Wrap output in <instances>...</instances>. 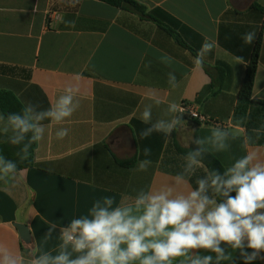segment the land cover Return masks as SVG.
Segmentation results:
<instances>
[{"label": "crops", "instance_id": "0c3cea01", "mask_svg": "<svg viewBox=\"0 0 264 264\" xmlns=\"http://www.w3.org/2000/svg\"><path fill=\"white\" fill-rule=\"evenodd\" d=\"M134 1L144 7L143 16L101 0H0V91L14 95L22 107L31 102L40 110L68 86L78 89L79 100V108L61 124L44 122L32 166L15 181L0 183V243L55 255L61 240L58 231L45 238L50 224L62 227L87 215L104 197L119 204L134 190L166 183L183 164L176 146L188 148L217 124L243 134L232 115L256 40L247 45L241 37L253 30L261 42L252 98L264 102V0ZM205 38L217 45L202 68L194 67L192 58ZM165 54L172 57L170 65L160 62ZM235 57H243V63ZM171 70L176 88L167 83ZM148 89L160 92L159 105L146 97ZM171 102L188 105L209 121L183 113L187 123L171 137L153 133L140 139L144 106L153 104L154 120L167 119ZM60 128L68 129L63 139L55 136ZM5 142L0 137V145ZM145 147L151 149L152 164L138 171ZM243 154L237 140L230 152L212 155L224 170ZM131 160L129 166L121 164ZM15 223L27 226L29 244L21 241ZM228 251L232 264H244L238 251Z\"/></svg>", "mask_w": 264, "mask_h": 264}, {"label": "clouds", "instance_id": "9594fccd", "mask_svg": "<svg viewBox=\"0 0 264 264\" xmlns=\"http://www.w3.org/2000/svg\"><path fill=\"white\" fill-rule=\"evenodd\" d=\"M241 38L251 45L256 32H246ZM216 45L214 39L205 38L192 58L194 67L202 68ZM235 60L243 63V57ZM160 62L170 65L172 57L165 54ZM167 83L171 88L178 86L174 70L167 73ZM77 92L66 87L44 110L28 102L20 112L0 113V137L18 146L15 155L20 162L27 161L33 144L43 140L45 121L61 124L79 108ZM145 95L156 105L162 102L157 89H148ZM152 108V103L146 104L140 115L146 125L138 133L140 139L153 133L171 137L177 126L187 123L184 110L175 102L167 107V119L154 120ZM67 135V128L55 132L58 139ZM262 136L264 124L243 134L217 124L208 135L192 140L180 170L166 183L134 190V196L125 195L119 204L104 197L87 215L62 227L50 224L44 236L51 239L59 232L57 254L41 251L37 255L32 247L20 252L0 243V264H232L228 249L238 251L244 264L264 259V145L256 143ZM237 140H241L243 155L233 158L222 172L211 168L197 174L207 156L230 152ZM143 156L138 171H147L152 164L150 148L143 149ZM21 171L17 161L0 153V183L15 181Z\"/></svg>", "mask_w": 264, "mask_h": 264}, {"label": "trees", "instance_id": "16d2710c", "mask_svg": "<svg viewBox=\"0 0 264 264\" xmlns=\"http://www.w3.org/2000/svg\"><path fill=\"white\" fill-rule=\"evenodd\" d=\"M114 6L116 8L133 12L138 15L144 14V7L134 0H101ZM261 42L260 34L256 38L249 60L245 65L244 75L242 77L240 87L237 93L236 104L233 109L232 122L235 126L244 128L245 131L250 133L252 128H258L264 124V102L261 100H256L252 98V87L254 83V77L256 73V67L258 62V53ZM21 104L18 100L9 92L0 91V110L2 113L7 114L9 112H20L22 110ZM241 118H244L241 124ZM259 145H264V136L261 137L259 141L256 142ZM35 144H33L30 150V156L27 161L20 162L19 158L15 155L18 151V146L11 145L10 143H3L0 145V153H2L6 158L17 161L19 169H25L33 164V152ZM193 147L191 143L188 148H181L176 146V151L182 157ZM134 162L124 161L121 162L124 166H129ZM203 165L207 169L216 168L221 172L223 171L221 165L214 158L213 155H209L203 161ZM234 195V193H233Z\"/></svg>", "mask_w": 264, "mask_h": 264}, {"label": "built area", "instance_id": "2783aa9c", "mask_svg": "<svg viewBox=\"0 0 264 264\" xmlns=\"http://www.w3.org/2000/svg\"><path fill=\"white\" fill-rule=\"evenodd\" d=\"M179 108H182L184 110L183 113H186L190 119L197 120L200 123H205L209 121L207 117L200 115L188 105L182 104Z\"/></svg>", "mask_w": 264, "mask_h": 264}, {"label": "water", "instance_id": "95a60500", "mask_svg": "<svg viewBox=\"0 0 264 264\" xmlns=\"http://www.w3.org/2000/svg\"><path fill=\"white\" fill-rule=\"evenodd\" d=\"M14 226L18 230L19 237L24 244L30 243V233L26 225L21 223H15Z\"/></svg>", "mask_w": 264, "mask_h": 264}]
</instances>
